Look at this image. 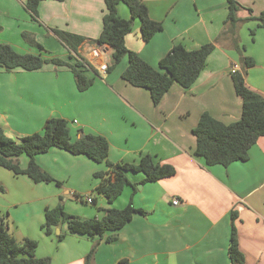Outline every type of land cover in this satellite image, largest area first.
<instances>
[{"label": "crops", "instance_id": "1", "mask_svg": "<svg viewBox=\"0 0 264 264\" xmlns=\"http://www.w3.org/2000/svg\"><path fill=\"white\" fill-rule=\"evenodd\" d=\"M244 7L240 18L258 16L264 0H238ZM27 0H0V42L12 45L22 54L60 58L71 64L70 51L55 30L85 38L78 54L99 71L88 90L79 92L71 69L46 64L35 71L0 68V126L13 139L41 133L52 118L69 123L73 140L82 134L101 135L110 144L112 164H137L150 155L169 164L176 174L145 183L142 173L128 172L133 184L109 204L94 190L102 182L96 174L107 172L104 163L61 149H51L36 157L37 163L62 183H35L26 175L0 166V216L18 242L26 238L38 242L37 256L49 257L52 264H85L96 248L91 264H231L229 246L233 226L245 264H264V136L250 150L249 160L224 167L207 166L196 155L197 138L193 130L203 113L230 125L241 119L243 102L236 94L232 67L241 65V54L226 41L218 43L206 68L190 89L175 84L155 106L150 92L122 79L128 65L124 59L112 72V49L94 43L102 32L106 6L104 0L44 1L38 8L40 22L32 21L25 10ZM152 20L163 30L149 42L141 34V23L125 38L129 50L153 67L177 44L196 50L220 36L228 16L226 0H143ZM246 8V9H245ZM123 19L130 18L124 4L118 7ZM251 30L255 31L251 39ZM32 35L46 52L23 38ZM242 55L256 61L246 75L247 86L264 98V29L258 22L242 23L238 28ZM26 169L29 158H19ZM141 186L139 189L138 187ZM65 194V199L63 195ZM90 195L91 207L78 206L73 195ZM83 197V196H82ZM178 200L179 204L174 205ZM64 203L67 213L80 219H102L109 208L124 209L130 202L144 214L115 234V239H91L72 235L68 226L56 228L54 236L42 230L48 208ZM236 213L235 221L232 214ZM66 234L57 241V230Z\"/></svg>", "mask_w": 264, "mask_h": 264}, {"label": "trees", "instance_id": "2", "mask_svg": "<svg viewBox=\"0 0 264 264\" xmlns=\"http://www.w3.org/2000/svg\"><path fill=\"white\" fill-rule=\"evenodd\" d=\"M44 1L49 0H27L25 3L24 8L32 21L40 22L38 8ZM104 1L106 10L102 32L94 43L99 46L107 45L112 49V60L107 66V73L112 72L124 59H127L128 65L122 73V79L134 87L148 90L155 106L160 104L175 84L183 89H190L206 68L208 58L218 43L228 41L241 54V68L232 73L235 92L243 102L241 119L236 123L226 125L205 112L201 115L193 134L197 138L195 153L207 166L228 167L235 162L248 161L251 148L264 136V98L246 84L247 72L255 67L256 61L242 55L241 50L245 47L239 44L238 28L242 23L256 21L258 26L264 29V11L258 16H253V11L245 8L250 15L240 18L239 12L244 7L238 0H226L228 16L224 22L223 31L215 42L192 51L177 44L160 60L158 67H153L140 55L127 48L125 38L134 31L135 20L141 23V34L145 42H149L162 31L163 24L151 19L143 0ZM121 4L128 7L129 19H123L119 15L118 7ZM54 32L70 51V60L76 59L74 64L60 58H46L41 54H22L12 45L0 43V68L10 72L18 68L35 71L46 64L67 66L74 75L78 91L88 90L93 86L95 78L87 77L85 71H90L96 76L100 74L78 54L79 47L85 38L59 30ZM251 34L254 36L255 31L251 30ZM23 38L40 51L46 52L30 33L24 32ZM54 148L73 155L86 156L97 163H104L109 168L107 172L96 174L102 182L94 190L95 194L105 197L109 204L114 203L127 186H133L126 175L128 172L142 173L145 176V183L157 182L176 174L173 166L156 161L150 155L142 157L137 164H112L108 160L110 144L105 137L82 134L78 140H73L69 123L60 118L48 120L43 132L18 140L10 138L0 126L1 167L16 175H26L35 183H55L58 187H62V183L55 180L36 161L38 155L45 154ZM23 155L29 158L26 169H22L19 163V158ZM0 192H4L1 184ZM77 198L83 200L80 195H77ZM144 213L130 202L124 209H107L102 219H80L67 213L64 203L60 202L56 207L46 210L42 230L46 236L50 237L55 235L56 228L66 224L68 232L72 235L87 236L91 239L106 238L108 242H111L116 237L115 233L124 228L136 214ZM236 217V213H233V221ZM65 238L64 233L57 235L58 242H62ZM38 245L36 240L29 238L18 242L9 231L5 217L0 216V264H52L51 258L37 256ZM95 250L96 248L93 247L88 253L85 264H91ZM228 252L231 264H245V257L240 250L238 234L234 226ZM119 264L129 263L121 261Z\"/></svg>", "mask_w": 264, "mask_h": 264}, {"label": "built area", "instance_id": "3", "mask_svg": "<svg viewBox=\"0 0 264 264\" xmlns=\"http://www.w3.org/2000/svg\"><path fill=\"white\" fill-rule=\"evenodd\" d=\"M238 70H240V66L238 64L233 65L232 73L236 72ZM101 71L102 72H106L107 71V66L106 65L101 66ZM83 201L86 202L87 204H93V198L90 195H86L85 197H83ZM173 203H174V205H178L179 201L175 200Z\"/></svg>", "mask_w": 264, "mask_h": 264}, {"label": "rangeland", "instance_id": "4", "mask_svg": "<svg viewBox=\"0 0 264 264\" xmlns=\"http://www.w3.org/2000/svg\"><path fill=\"white\" fill-rule=\"evenodd\" d=\"M250 36H251V39H254V37H255V35L254 36L250 35ZM0 43H2V42H0ZM242 47H245V46H242ZM244 50H245V48L241 50V53H243ZM239 66L241 68L240 64H239ZM82 196L85 197V194H83ZM96 196H97V194H96ZM63 198L65 199V194L63 195ZM72 198H73V201L78 204V206H81V207H91L92 206V205L91 206L90 205L87 206V205L83 204L82 203L83 200L78 199L77 195H75V194L72 196Z\"/></svg>", "mask_w": 264, "mask_h": 264}, {"label": "water", "instance_id": "5", "mask_svg": "<svg viewBox=\"0 0 264 264\" xmlns=\"http://www.w3.org/2000/svg\"><path fill=\"white\" fill-rule=\"evenodd\" d=\"M138 188L140 189V188H141V186H139ZM59 233H60V231H59V229H58V230H57V234H59Z\"/></svg>", "mask_w": 264, "mask_h": 264}]
</instances>
